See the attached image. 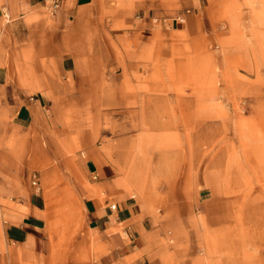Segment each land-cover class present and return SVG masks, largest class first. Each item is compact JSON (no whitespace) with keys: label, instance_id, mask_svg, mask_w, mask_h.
Masks as SVG:
<instances>
[{"label":"rangeland","instance_id":"1","mask_svg":"<svg viewBox=\"0 0 264 264\" xmlns=\"http://www.w3.org/2000/svg\"><path fill=\"white\" fill-rule=\"evenodd\" d=\"M16 2L0 171L34 198L49 263L103 253L95 197L144 203L164 264H264V0Z\"/></svg>","mask_w":264,"mask_h":264},{"label":"crops","instance_id":"2","mask_svg":"<svg viewBox=\"0 0 264 264\" xmlns=\"http://www.w3.org/2000/svg\"><path fill=\"white\" fill-rule=\"evenodd\" d=\"M17 1V7L43 2ZM73 3L79 6V0L62 1L66 10ZM4 77L0 70V85L5 83ZM26 108L27 105H24L21 115L27 112ZM21 192L1 170L0 264H50L49 241L33 211L35 200ZM110 202H101L95 197L87 202L89 223L98 237L97 240L93 239V248L98 246L105 249L93 264H164L160 257H150L156 252V233L150 227L153 219L145 214L147 206L128 198L116 200L112 203L114 207Z\"/></svg>","mask_w":264,"mask_h":264},{"label":"built area","instance_id":"3","mask_svg":"<svg viewBox=\"0 0 264 264\" xmlns=\"http://www.w3.org/2000/svg\"><path fill=\"white\" fill-rule=\"evenodd\" d=\"M62 1L63 0H44V5L50 12H55L61 7ZM96 176V174L93 175L94 178H96ZM31 178L32 185L36 190H39V179L36 174H33ZM111 207H114V205L112 204Z\"/></svg>","mask_w":264,"mask_h":264}]
</instances>
